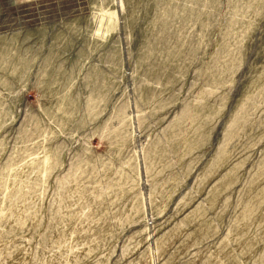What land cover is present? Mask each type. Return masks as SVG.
I'll return each instance as SVG.
<instances>
[{
  "label": "rangeland",
  "instance_id": "1",
  "mask_svg": "<svg viewBox=\"0 0 264 264\" xmlns=\"http://www.w3.org/2000/svg\"><path fill=\"white\" fill-rule=\"evenodd\" d=\"M0 264H264V0H0Z\"/></svg>",
  "mask_w": 264,
  "mask_h": 264
}]
</instances>
